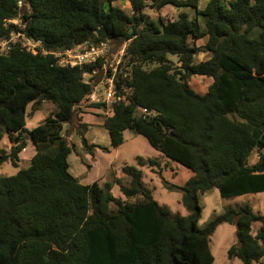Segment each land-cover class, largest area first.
<instances>
[{
  "label": "trees",
  "instance_id": "1",
  "mask_svg": "<svg viewBox=\"0 0 264 264\" xmlns=\"http://www.w3.org/2000/svg\"><path fill=\"white\" fill-rule=\"evenodd\" d=\"M115 1L128 2L131 13ZM201 3L0 0V45L7 42L5 50L0 46V142L8 136L12 144L0 151V167L10 162L18 169L21 153L36 150L27 168L0 177V264H214L210 241L224 224L236 227L230 260L264 258V215L249 205L228 208L199 228L201 194L264 193V0ZM167 6L192 8L196 17L166 21L146 13ZM12 20L21 27L7 24ZM23 37L41 48L29 51ZM85 42L124 48L116 81L122 101L87 102L97 86V76L85 79L92 67H63L52 54ZM201 53L209 58L196 64ZM195 76L211 81L205 93L190 86ZM42 103L57 112L29 131L28 107L36 105V112ZM86 109L109 110L104 126L113 149L130 130L194 173L183 187L166 185L182 192L186 216L154 199L138 167L122 168L129 182L115 181L118 195L110 182L84 185L70 172L76 145L68 143L65 125ZM79 136L89 155L104 149Z\"/></svg>",
  "mask_w": 264,
  "mask_h": 264
},
{
  "label": "rangeland",
  "instance_id": "2",
  "mask_svg": "<svg viewBox=\"0 0 264 264\" xmlns=\"http://www.w3.org/2000/svg\"><path fill=\"white\" fill-rule=\"evenodd\" d=\"M207 1L202 0L201 7H204ZM223 1H225V4H228L233 0ZM112 5L127 13H131V7L126 1H115ZM146 13L154 20L163 19L166 21L176 20L183 13L187 14L191 20L196 17L195 10L192 8H174L172 6H167L159 12L147 9ZM25 45L27 47L30 46L28 42ZM208 58L207 54L201 53L195 57V63L197 64ZM170 59L177 62V57L171 56ZM189 84L194 91L203 94L211 84V81L205 77L195 76ZM35 106L32 104L27 110L29 115L27 118V129L29 131L42 125L48 117L57 112V108L50 103H42L36 112L33 111ZM82 112L76 116L72 124L65 125L67 131H64L68 143L76 145L75 151L72 152L68 160L70 172L73 175L81 176L85 184L99 182L103 185L106 182H110L114 187L113 194L118 195L119 187L115 184V181L119 180L124 185L129 182V178L122 173V168L125 165L138 167L143 171V182L152 191L154 199L160 205L168 207L173 214L187 215V211L181 203L182 192L179 189L170 191L166 185L183 187L194 176V173L190 169L168 159L161 152L153 148L143 136L137 135L130 130L124 133V143L118 148L113 149L109 133L104 126L105 116H108V111L86 109L85 113ZM30 114L33 115L30 116ZM79 134H84L89 140L90 145L96 144L104 149H94L95 154L93 156L89 155L83 149ZM11 146L12 144L8 136H5L0 142V151H10ZM32 152L34 153V147L32 148L31 146L28 147V150L26 149L21 153L20 156L23 161L18 169L10 162L1 166L0 177L13 176L20 169L27 168L32 157L29 154H32ZM139 157L155 160L158 163V166L153 168L155 171L148 166L140 167L138 162ZM256 161L257 157L254 154L250 163L254 164ZM199 204L202 209V217L199 222L200 229L206 227L215 216L221 215L228 208L238 209L244 205H249L254 213L264 215V193L223 199L219 191L213 189L199 196ZM259 228L260 224L254 225L253 232L255 233ZM236 244V227L234 225L224 224L218 227L210 241V248L215 257L214 264H242L238 259L230 260L228 258L229 249ZM257 264H264V258Z\"/></svg>",
  "mask_w": 264,
  "mask_h": 264
},
{
  "label": "built area",
  "instance_id": "3",
  "mask_svg": "<svg viewBox=\"0 0 264 264\" xmlns=\"http://www.w3.org/2000/svg\"><path fill=\"white\" fill-rule=\"evenodd\" d=\"M21 5V3H20ZM19 20L7 21V24H14L21 27ZM22 36L20 32L17 33ZM24 38V37H23ZM28 42V50L35 53L36 49L41 48L40 43ZM7 42L2 43L0 46L2 51L6 49ZM47 54V52H44ZM57 59L60 66L63 67H92V73L86 74L85 79L88 80L91 76H97L96 88L93 94L89 97L90 103H103L110 107L116 102L124 99L123 94L117 92L116 81L118 68L121 65L124 48L115 50L111 47L110 43L102 42L97 45L85 42L78 45L76 48L67 50L65 52L52 53ZM101 64L97 68L96 64ZM109 112V110H107ZM147 113V110H144Z\"/></svg>",
  "mask_w": 264,
  "mask_h": 264
},
{
  "label": "crops",
  "instance_id": "4",
  "mask_svg": "<svg viewBox=\"0 0 264 264\" xmlns=\"http://www.w3.org/2000/svg\"><path fill=\"white\" fill-rule=\"evenodd\" d=\"M30 147H31V146H30ZM32 148H33V146H32ZM27 150H28V148H27ZM30 151H31V150H30ZM35 153H36V150H35V148H34V153L32 152L33 155H32V154H29V156L31 155V156L33 157V156L35 155ZM32 157H31V158H32ZM74 176H75V175H74ZM75 177L80 178L81 182L83 183V181H82V179H81V176H77V175H76ZM83 184H84V185H90V184H85V183H83Z\"/></svg>",
  "mask_w": 264,
  "mask_h": 264
},
{
  "label": "water",
  "instance_id": "5",
  "mask_svg": "<svg viewBox=\"0 0 264 264\" xmlns=\"http://www.w3.org/2000/svg\"><path fill=\"white\" fill-rule=\"evenodd\" d=\"M264 172V166H262L260 169H259V173H263Z\"/></svg>",
  "mask_w": 264,
  "mask_h": 264
}]
</instances>
